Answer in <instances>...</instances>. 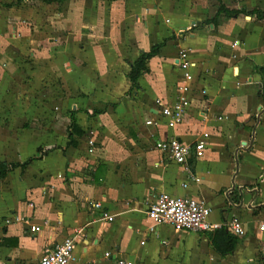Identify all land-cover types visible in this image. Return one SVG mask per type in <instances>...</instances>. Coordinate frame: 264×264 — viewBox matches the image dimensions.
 <instances>
[{
	"label": "crops",
	"instance_id": "1",
	"mask_svg": "<svg viewBox=\"0 0 264 264\" xmlns=\"http://www.w3.org/2000/svg\"><path fill=\"white\" fill-rule=\"evenodd\" d=\"M80 1L68 16L82 21L78 29L50 38L31 62L8 52L0 60V76L12 82L25 67L38 88L52 84L34 94L22 89L19 98L3 91L10 100L0 107V163L32 159L0 179V260L39 264L45 247L73 236V264H264V16L257 13L264 0L47 4ZM155 45L131 89L132 63ZM182 49L194 78L185 119L171 127L156 101L175 99ZM73 117L83 134L69 135ZM203 132L210 134L204 153L188 167L155 147ZM233 186L246 187L240 205L231 201ZM161 192L205 200L217 229L237 217L244 234L235 235V251L221 256L208 232L155 224L146 210Z\"/></svg>",
	"mask_w": 264,
	"mask_h": 264
},
{
	"label": "built area",
	"instance_id": "2",
	"mask_svg": "<svg viewBox=\"0 0 264 264\" xmlns=\"http://www.w3.org/2000/svg\"><path fill=\"white\" fill-rule=\"evenodd\" d=\"M177 65L184 73V81L177 86L178 93L175 99L171 102H164L162 99L156 101L158 112L166 118V122L171 127H177L185 119L190 104L187 93L191 91V83L194 78L192 72L194 63L188 59L187 50H180ZM153 123L154 120L147 121V124ZM209 137L208 132H203L194 142H186L179 137L159 139L155 142V147L174 161L188 167L191 158L203 155ZM89 147L90 151L94 150L95 139L93 136L89 139ZM192 180L198 181L199 179L192 176ZM189 183V181H185L183 186L187 188ZM94 206L100 207L101 204L96 202ZM211 211L212 208L203 199L193 196H174L167 192H161L155 201L149 204L146 213L155 224L171 225L190 232H209L219 227L218 224L210 222ZM104 218L113 220V216L107 213H104ZM227 227L234 235L241 237L244 234L242 223L237 217L232 218ZM262 227L264 228V225ZM31 229L40 231L41 228L33 225ZM75 248L76 238L73 236L53 246H47L41 253L39 264H73L76 259ZM106 255L109 256L110 252H107ZM119 263L132 264V261L121 259ZM0 264L8 263L0 260Z\"/></svg>",
	"mask_w": 264,
	"mask_h": 264
},
{
	"label": "rangeland",
	"instance_id": "3",
	"mask_svg": "<svg viewBox=\"0 0 264 264\" xmlns=\"http://www.w3.org/2000/svg\"><path fill=\"white\" fill-rule=\"evenodd\" d=\"M79 7L81 10L83 7L82 1L79 3L59 2L57 4H47L41 0H24L23 2H19L18 0H0V60L4 58L2 55L8 52L14 56L12 59H19L22 64L31 62L33 60L30 55L31 52L37 48L41 49L48 46L50 38H59L60 35L67 34L69 28L75 27L78 29L82 21L73 18L69 19L68 16H70L71 12L69 10H75ZM19 26H21V29L17 31L18 35L15 32L12 33V30H18ZM23 27L28 29H24ZM9 58L11 59V57ZM23 69L25 71L23 78L17 79L16 77V81L14 80L13 82L10 80V77L0 76V107L9 105L10 98L7 97L8 101L4 99V88L9 91L13 90V93L18 94L17 98L22 93V89L24 92L28 90V93L31 94L40 89L35 85V80L33 78L31 80L29 71L25 70V67ZM11 82L12 86L10 87ZM30 83H33V85ZM20 85L22 88L19 87ZM51 85L49 81L47 85L44 83L41 89L48 91L52 89ZM62 85L61 91H68L67 88L69 86ZM8 96L10 97L9 94ZM33 101L29 102L34 105L35 100ZM13 103H15L14 99L11 104Z\"/></svg>",
	"mask_w": 264,
	"mask_h": 264
},
{
	"label": "trees",
	"instance_id": "4",
	"mask_svg": "<svg viewBox=\"0 0 264 264\" xmlns=\"http://www.w3.org/2000/svg\"><path fill=\"white\" fill-rule=\"evenodd\" d=\"M18 1L20 2L22 0H18ZM42 1L46 3H51L54 0H42ZM58 1H63V0H58ZM257 13L259 16H264V11L258 10ZM159 49H160V45H155L150 51L144 52L135 62L132 63L129 72V78L132 83L131 89L139 87V77L143 72L147 70L148 60L153 56H155L158 53ZM73 133L79 135L83 134V131L78 126L77 121L74 117L72 118V123L70 125L69 135L72 136ZM31 159L32 158L28 159L24 163H13V162L8 164L0 163V179L5 178L8 172L13 171L17 167L25 168L28 165V163L31 161ZM244 188L233 186L232 188L233 190L229 192L231 196V201L235 205L241 204ZM208 234L214 248L221 254V256H226L227 254L234 252L238 243L240 242L239 238L235 236L232 232H230L226 226L213 231H209Z\"/></svg>",
	"mask_w": 264,
	"mask_h": 264
}]
</instances>
